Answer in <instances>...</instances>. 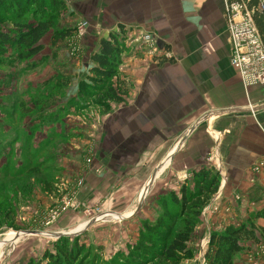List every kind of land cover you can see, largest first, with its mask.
<instances>
[{
    "label": "crops",
    "instance_id": "crops-1",
    "mask_svg": "<svg viewBox=\"0 0 264 264\" xmlns=\"http://www.w3.org/2000/svg\"><path fill=\"white\" fill-rule=\"evenodd\" d=\"M62 1L67 9L60 17H66L67 26L89 24L84 37L74 33L68 39L77 35L81 48L90 54V70L100 41L119 26L125 27L131 40L140 35L153 40L123 58L121 79L133 85L126 102L111 104L108 114L92 122L83 115L64 118L68 133L60 141L67 155L87 154L97 166L105 161L140 160L160 161L162 166L170 160L162 172L216 167L223 181L205 220L217 230L221 225L226 229L247 223L252 214L263 210L264 167L255 168L264 164V87L247 90L230 63L226 5L239 0ZM65 58L73 67H82V60ZM113 164L104 167L112 170ZM84 175L87 185L97 184L95 172ZM128 176L107 172L105 184L111 186ZM255 225L264 228V219ZM243 253L235 264L249 258Z\"/></svg>",
    "mask_w": 264,
    "mask_h": 264
},
{
    "label": "rangeland",
    "instance_id": "rangeland-1",
    "mask_svg": "<svg viewBox=\"0 0 264 264\" xmlns=\"http://www.w3.org/2000/svg\"><path fill=\"white\" fill-rule=\"evenodd\" d=\"M65 20L66 17H59L58 29L77 30L78 23L67 26ZM12 26L10 17L7 23L1 19L0 29H12ZM137 39L131 40L128 33L125 42L128 52L145 47L143 41ZM50 40V35L44 39V51L34 59L20 60L10 49L0 54V264L38 261L46 250L53 251L54 243L60 239L55 238L56 234L70 233L69 238H78L79 245L84 247L82 261L85 264H129L134 259L132 252L139 242L143 223L154 222L163 215L164 202L169 200L171 192L179 195L183 186L192 190L193 174L199 170L162 172L148 193L145 186L161 167L160 161H120L119 166L105 161L113 164L112 170H108L104 162L97 166L87 154L82 158L67 155V148L60 141H65L63 137L68 133L64 118L83 115L92 122L108 114L111 104L126 102L133 85L122 81V64L119 93L123 94L124 90L127 95L122 101L110 99L91 84L90 54L81 48L77 35L73 41L68 39L69 43L65 45L64 41L56 47ZM67 56L82 60V67L81 64L79 68L73 67ZM38 62L39 66L34 68ZM117 83V80L113 82L116 89ZM81 84L86 89V97L79 98ZM50 108H53L51 113L47 111ZM69 157L75 159L74 164L66 159ZM205 168L218 172L213 166ZM84 172H95L97 184L87 185ZM107 172H126L129 176L127 180L116 179L115 184L107 186L104 177ZM222 181L221 176V185ZM220 189L204 208L189 242L193 258L182 264H208L213 256L210 235L224 232L225 226L217 230L206 223L205 216L212 211ZM60 222L62 227L58 228ZM80 228L84 229L75 235ZM28 232L34 234L28 235ZM246 250L243 254L249 258H243L242 264H264V242L258 246L247 243Z\"/></svg>",
    "mask_w": 264,
    "mask_h": 264
},
{
    "label": "trees",
    "instance_id": "trees-1",
    "mask_svg": "<svg viewBox=\"0 0 264 264\" xmlns=\"http://www.w3.org/2000/svg\"><path fill=\"white\" fill-rule=\"evenodd\" d=\"M66 9L62 0H0V15H3L0 18L4 23L9 17L13 21L12 29H0V54L10 49L20 60H30L41 55L44 51L42 41L51 33L53 47L66 41L76 32L57 27ZM26 18L28 21L22 22ZM255 22L264 41V14H257ZM127 35L125 27L119 26L118 32H111L108 38L100 41V51L91 58L94 63L89 76L91 84L99 93L116 101H122L127 95L124 90L123 94L119 93V68L123 64L122 57L129 51L125 44ZM115 80L117 89L113 84ZM85 90L81 84L79 98L86 97ZM193 179L192 190L183 186L179 195L171 192L169 200L164 202L163 215L154 222L143 223L139 242L132 252L134 259L129 264H182L193 258L189 242L204 208L220 189L221 176L202 168L193 174ZM259 219H264V209L252 214L247 223L229 226L222 233H212L209 243L214 253L208 264H235L247 243L260 244L264 240V228L256 227L255 221ZM53 247V251L46 250L40 260L31 259L27 264H85L82 261L84 247L79 245L78 238L62 237Z\"/></svg>",
    "mask_w": 264,
    "mask_h": 264
},
{
    "label": "built area",
    "instance_id": "built-area-1",
    "mask_svg": "<svg viewBox=\"0 0 264 264\" xmlns=\"http://www.w3.org/2000/svg\"><path fill=\"white\" fill-rule=\"evenodd\" d=\"M239 0L226 5L227 35L232 48L231 66L240 74L245 88L264 87V41L255 22L257 14H264V0ZM89 27L79 24L76 34L84 37ZM151 44L149 35L138 38ZM261 164L256 170L259 171Z\"/></svg>",
    "mask_w": 264,
    "mask_h": 264
},
{
    "label": "water",
    "instance_id": "water-1",
    "mask_svg": "<svg viewBox=\"0 0 264 264\" xmlns=\"http://www.w3.org/2000/svg\"><path fill=\"white\" fill-rule=\"evenodd\" d=\"M172 158V156L170 157V159ZM170 162V160H168L166 163H169ZM166 163H164L161 167H159V169L157 170V171H155L154 172V174H153V176L151 177V179H150V183H149V185L147 186V191H148V193H149V190H150V187H151V185L154 183V181H155V179L157 178V174H158V172L160 171V168L161 169H163V168H165V164ZM144 199H145V195L143 194V199H142V201H144ZM142 203V202H141ZM140 208H141V205L139 206V209H138V211L140 210ZM134 217V216H133ZM128 218H122V220H127ZM81 232H76V234L75 235H78V234H80ZM28 235H30V234H34L33 232H28L27 233ZM72 234L70 233V234H56L55 235V238H62V237H69V236H71ZM51 236L53 237L54 235H52L51 234Z\"/></svg>",
    "mask_w": 264,
    "mask_h": 264
},
{
    "label": "bare ground",
    "instance_id": "bare-ground-1",
    "mask_svg": "<svg viewBox=\"0 0 264 264\" xmlns=\"http://www.w3.org/2000/svg\"><path fill=\"white\" fill-rule=\"evenodd\" d=\"M167 164V163H166ZM165 164V165H166ZM164 165V166H165ZM164 169V168H163ZM163 169H161V171L160 172H158V174H157V177H159L161 174H162V171H163ZM149 183H150V181L148 182V184H147V186L149 185ZM147 186L145 187V189L147 188ZM145 189H144V191H145ZM143 194H144V192H143ZM84 228H80V229H78L76 232H78V231H80V230H83Z\"/></svg>",
    "mask_w": 264,
    "mask_h": 264
}]
</instances>
